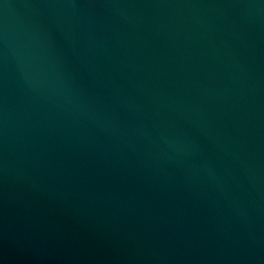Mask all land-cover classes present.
<instances>
[{
	"label": "water",
	"instance_id": "95a60500",
	"mask_svg": "<svg viewBox=\"0 0 264 264\" xmlns=\"http://www.w3.org/2000/svg\"><path fill=\"white\" fill-rule=\"evenodd\" d=\"M0 264H264V0H0Z\"/></svg>",
	"mask_w": 264,
	"mask_h": 264
}]
</instances>
